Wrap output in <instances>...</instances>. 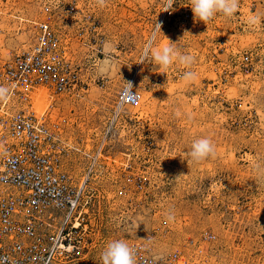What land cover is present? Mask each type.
Here are the masks:
<instances>
[{
  "label": "rangeland",
  "instance_id": "1",
  "mask_svg": "<svg viewBox=\"0 0 264 264\" xmlns=\"http://www.w3.org/2000/svg\"><path fill=\"white\" fill-rule=\"evenodd\" d=\"M165 4L0 0V70L36 22L47 19L60 35L75 78L60 94L38 87L33 109L76 184L93 163L72 251L53 264H102L114 240L145 241L152 254L175 256L173 264H264V177L252 167L264 163V0H240L232 18L207 24L194 19L190 0H174L169 11ZM252 15L261 16L254 27ZM156 22L161 45L195 55L194 83L185 84L178 63H140ZM106 42L111 67L98 76ZM126 82L135 99L120 104ZM202 137L215 155L197 163L187 153ZM169 210L175 219L165 223Z\"/></svg>",
  "mask_w": 264,
  "mask_h": 264
},
{
  "label": "built area",
  "instance_id": "2",
  "mask_svg": "<svg viewBox=\"0 0 264 264\" xmlns=\"http://www.w3.org/2000/svg\"><path fill=\"white\" fill-rule=\"evenodd\" d=\"M35 25L28 44L0 70V86L10 89L8 100L0 102V264H53L70 255L69 241L84 219V187L93 167L91 163L84 182L76 184L60 167L55 134L35 114L32 90L64 93L75 78L57 30L47 19ZM134 96L124 87L119 102L133 103ZM127 244L134 249L135 264L176 260L152 254L145 241Z\"/></svg>",
  "mask_w": 264,
  "mask_h": 264
},
{
  "label": "clouds",
  "instance_id": "3",
  "mask_svg": "<svg viewBox=\"0 0 264 264\" xmlns=\"http://www.w3.org/2000/svg\"><path fill=\"white\" fill-rule=\"evenodd\" d=\"M95 2L101 8L106 6V0H95ZM173 3L174 0H166L164 11H169ZM239 7L240 0H190V8L194 14V19L205 24L213 20L218 14L230 19L238 13ZM260 21V15H252L248 17L247 23L249 26L254 27ZM161 28L162 23L156 22L146 46L142 49L140 63L143 64L145 59H151L164 70H167L174 63H178L185 69L182 75V80L185 84L194 83L198 78L197 72L193 70V65L196 63L195 55L182 53L181 50L174 47L176 43L170 42L169 44L161 45L156 36L157 32H162ZM112 47L113 45L108 42L104 45L105 59L97 66L98 76H103L110 70L112 61L110 50ZM126 83L129 88L132 87L131 82ZM9 95L10 89L0 86V102H6ZM175 115L180 116V111L177 110ZM187 155L194 162L199 163L215 155V146L207 137L198 138L192 142L191 151ZM252 167L259 177H264V163L253 161ZM174 219V211L169 210L164 217L165 223L172 222ZM134 256V249L125 241L114 240L109 242L102 251L101 260L102 264H135Z\"/></svg>",
  "mask_w": 264,
  "mask_h": 264
},
{
  "label": "bare ground",
  "instance_id": "4",
  "mask_svg": "<svg viewBox=\"0 0 264 264\" xmlns=\"http://www.w3.org/2000/svg\"><path fill=\"white\" fill-rule=\"evenodd\" d=\"M75 9V7H73V10ZM44 91V90H43ZM36 93H37V90L35 89V90H32L31 91V98H32V96H35L36 95ZM40 93V92H39ZM34 111H35V109H34ZM39 116V115H38ZM85 188V187H84ZM53 230V229H52ZM55 231V230H54ZM55 233H57V231H55ZM60 245L61 246H64V244L63 243H60ZM71 245V244H70ZM61 246H59V247H61ZM72 246H68V248L70 249Z\"/></svg>",
  "mask_w": 264,
  "mask_h": 264
}]
</instances>
